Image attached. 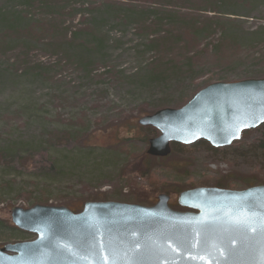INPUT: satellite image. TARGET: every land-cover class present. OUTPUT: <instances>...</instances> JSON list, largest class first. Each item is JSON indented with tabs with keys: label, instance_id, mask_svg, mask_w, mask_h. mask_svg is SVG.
Wrapping results in <instances>:
<instances>
[{
	"label": "rangeland",
	"instance_id": "rangeland-1",
	"mask_svg": "<svg viewBox=\"0 0 264 264\" xmlns=\"http://www.w3.org/2000/svg\"><path fill=\"white\" fill-rule=\"evenodd\" d=\"M206 1L0 0V248L36 238L13 225L15 207H151L166 194L172 210L189 212L177 202L183 191L264 185L263 129L141 165L150 137L141 117L179 109L214 83L264 78V0ZM111 4L151 13L153 36ZM159 56L176 74L148 82Z\"/></svg>",
	"mask_w": 264,
	"mask_h": 264
},
{
	"label": "water",
	"instance_id": "water-1",
	"mask_svg": "<svg viewBox=\"0 0 264 264\" xmlns=\"http://www.w3.org/2000/svg\"><path fill=\"white\" fill-rule=\"evenodd\" d=\"M138 125L159 135L146 154L164 159L172 145L232 146L264 125V78L218 82L179 109H161ZM160 194L151 207L87 202L80 213L35 205L11 210L13 225L36 236L0 248V264H264V185L243 191L195 188Z\"/></svg>",
	"mask_w": 264,
	"mask_h": 264
},
{
	"label": "trees",
	"instance_id": "trees-1",
	"mask_svg": "<svg viewBox=\"0 0 264 264\" xmlns=\"http://www.w3.org/2000/svg\"><path fill=\"white\" fill-rule=\"evenodd\" d=\"M208 1V0H207ZM206 1V2H207ZM25 2H26V4L29 2V0H25ZM111 8H112V12H113V14L115 13V14H119V13H121V9H127V10H129V12H131L130 14H127V20H131V19H133V18H136L135 20L137 21V22H139L141 25H142V28H141V31L143 32V33H147V30H152L151 31V35H149V34H147L148 36H153V32H155V31H153V29H151L152 28V25H151V27H147L146 26V24H145V22H147V20H148V16H150L151 15V13H149V12H146V11H137V10H135V9H131V8H128L129 6H127V7H125V6H123V5H120V4H111ZM109 14H111V13H109ZM164 16H165V19H166V21H168V22H170L174 17H175V13H173V12H165L164 13ZM157 26H162V24L160 23V22H158V24H157ZM155 27V26H154ZM167 33V32H166ZM168 34V33H167ZM166 34V35H167ZM169 36L171 37L172 35L169 33ZM168 35L167 36H165V37H163L162 39H160L161 40V42H169L170 41V39H168V38H170ZM172 40V39H171ZM156 42H158V40H152V42H151V44L152 45H154V43H156ZM173 50H175V49H155L154 51H157L158 52V54H160L161 52H163V53H166V52H170V51H173ZM157 59L159 60V61H156V62H154L152 65H150L151 66V69H150V73H148V74H146L147 75V81L148 82H152V81H156V80H160V81H158V82H161V81H165V80H167V81H169V78H170V76H173V75H175L176 74V72L173 70V71H169V65L171 64H165L164 62H163V60L161 59V57L159 56V57H157ZM171 62V61H170ZM164 78H166L165 80H164ZM156 79V80H155ZM221 81V80H220ZM157 82V81H156ZM143 129V128H142ZM260 129H263L264 130V125H262L261 127H259L258 129H255V130H252V131H257V130H260ZM148 130H149V132H150V137L149 138H146V139H144V142L146 143V142H148V140L152 137V138H154V137H157L158 135H159V132L157 131V130H155V129H153V128H148ZM252 131H246V132H244L243 133V135H242V138H244L248 133H251ZM199 142H203L204 144H206L210 149H212V150H214V151H217L218 149H215V148H212L207 142H205V141H199ZM199 142H197V143H199ZM240 142H235L232 146H234V145H237V144H239ZM196 144V143H195ZM260 146L262 147V148H264V141H262L261 143H260ZM172 147H175V148H178V147H182V145H177V144H173L172 145ZM231 147V146H230ZM141 160L143 161H141L142 162V164L141 165H144V161H146V162H150L151 160H150V157H148V155L147 154H144L143 155V157L141 158ZM160 160H165V159H160ZM36 165H37V167H39V168H42V169H44V170H48V171H50V170H52V168H53V166L51 165V163H48V160H46L45 158H40L37 162H36ZM36 167V168H37ZM141 176L143 177L144 175H143V173H141ZM256 183H252V182H249V181H247V185L248 186H250V187H252L253 185L254 186H256L255 185ZM216 188H218V189H222V187L221 186H218V187H216Z\"/></svg>",
	"mask_w": 264,
	"mask_h": 264
}]
</instances>
